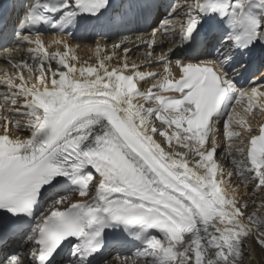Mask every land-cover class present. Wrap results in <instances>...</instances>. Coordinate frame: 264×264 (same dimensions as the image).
<instances>
[{
	"label": "snow or ice",
	"instance_id": "obj_1",
	"mask_svg": "<svg viewBox=\"0 0 264 264\" xmlns=\"http://www.w3.org/2000/svg\"><path fill=\"white\" fill-rule=\"evenodd\" d=\"M10 6L0 13V60L14 69L0 76V264H244L264 250V120L253 125L264 117V0ZM129 13L145 30L120 27ZM77 30L134 32L135 47L129 35L97 41L95 63L78 67ZM153 65L162 71H141Z\"/></svg>",
	"mask_w": 264,
	"mask_h": 264
},
{
	"label": "bare ground",
	"instance_id": "obj_2",
	"mask_svg": "<svg viewBox=\"0 0 264 264\" xmlns=\"http://www.w3.org/2000/svg\"><path fill=\"white\" fill-rule=\"evenodd\" d=\"M85 47L87 48V47H89L91 50H89V49H86V48H83L82 50H81V54L84 56V58H86V59H89V58H95L96 59V56H95V47H93V46H88V45H85ZM139 54H142V53H139ZM55 66V65H54ZM141 71H144V69H142L141 68ZM145 86L147 85V84H144ZM260 120V118L258 119V121ZM256 122V121H255ZM254 126H256V125H254ZM159 140H162V138L161 137H159ZM259 202V201H258ZM256 249H258V248H255L254 249V251L256 250ZM256 255V254H255ZM253 256V260L254 261H252L253 263L252 264H263V261H261V262H255V259L257 258L256 256ZM245 264H250V262H246Z\"/></svg>",
	"mask_w": 264,
	"mask_h": 264
},
{
	"label": "rangeland",
	"instance_id": "obj_3",
	"mask_svg": "<svg viewBox=\"0 0 264 264\" xmlns=\"http://www.w3.org/2000/svg\"><path fill=\"white\" fill-rule=\"evenodd\" d=\"M143 69V68H142ZM255 248H258L257 246L255 247ZM257 258L255 259V262H260V260H259V258H258V255L256 254L255 255ZM254 261V260H253ZM246 263V262H245ZM263 264H264V262H263Z\"/></svg>",
	"mask_w": 264,
	"mask_h": 264
}]
</instances>
